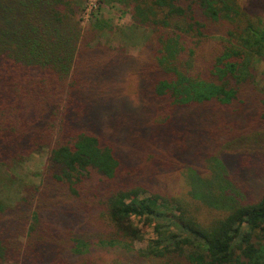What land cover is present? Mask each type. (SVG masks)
<instances>
[{
    "label": "trees",
    "instance_id": "trees-1",
    "mask_svg": "<svg viewBox=\"0 0 264 264\" xmlns=\"http://www.w3.org/2000/svg\"><path fill=\"white\" fill-rule=\"evenodd\" d=\"M86 2L0 0V264H264V191L243 194L264 178L263 20L240 0H99L149 31L134 56L82 26Z\"/></svg>",
    "mask_w": 264,
    "mask_h": 264
},
{
    "label": "rangeland",
    "instance_id": "rangeland-1",
    "mask_svg": "<svg viewBox=\"0 0 264 264\" xmlns=\"http://www.w3.org/2000/svg\"><path fill=\"white\" fill-rule=\"evenodd\" d=\"M99 0H87L85 4V11L82 13V26L88 27L94 15L96 19L100 20V25L103 27L101 40L107 46L124 47L131 55H138L142 49L144 40L149 36V31L141 28H135L133 20L129 13L119 5H103L99 8ZM241 6L251 15L260 18L264 22V0H240ZM256 70L258 71V86H264V59H260L256 63ZM123 80L126 82L124 93L130 97V102L135 104L137 102V79L133 73L127 74ZM129 99V98H128ZM48 153L42 151L41 153L31 156L23 165H20L15 176V183L12 185V191L9 196L14 199L17 197V192L14 196L15 190H18L21 183L38 185L41 182L42 173L47 163ZM11 177L10 173L6 171L0 176V197H3V187L7 186L8 179ZM250 184L255 186V190L249 192L243 191L246 197H252L254 192L264 191V178L256 177ZM133 222L139 226L143 235L140 240L135 243L136 249L146 250L149 242L156 238L153 229H146L143 225L138 223V220Z\"/></svg>",
    "mask_w": 264,
    "mask_h": 264
}]
</instances>
